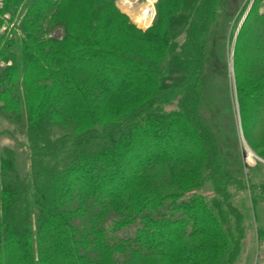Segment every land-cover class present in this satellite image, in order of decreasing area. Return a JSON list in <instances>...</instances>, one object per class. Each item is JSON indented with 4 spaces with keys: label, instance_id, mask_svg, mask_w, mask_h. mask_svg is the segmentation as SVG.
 <instances>
[{
    "label": "trees",
    "instance_id": "16d2710c",
    "mask_svg": "<svg viewBox=\"0 0 264 264\" xmlns=\"http://www.w3.org/2000/svg\"><path fill=\"white\" fill-rule=\"evenodd\" d=\"M64 1L6 0L3 9L15 23L9 29L11 36L8 31L0 33V63L2 55L16 56L14 42L25 44L20 64L0 65V101L12 103L20 89L31 94L32 85L25 86L33 81L42 92L37 93L39 105L27 117L26 170L20 172L16 150H0V264H117V253L171 264H212L225 251L233 257L239 245L228 237L207 198L189 190L196 181L188 189L168 192L143 183L160 167L205 160L207 168L215 166L221 175L212 169L202 181L211 179L215 189L228 197L227 185L225 190L218 186L225 174L214 134L202 122L198 98L192 96L200 91L202 35L195 60L191 51L182 50L191 66L194 61L198 65L177 108L167 110L174 100L156 95L167 88L160 87L164 66L152 57L167 50L169 33L144 41L124 33L126 39L144 46L140 56L111 45L107 36L97 40L84 29L52 35L46 22L59 14ZM213 1L200 2L190 28L196 27L198 15L205 14V20L214 15ZM115 29L109 24L106 31L116 35ZM239 34L245 47L238 52L241 66L250 73L264 72L260 0ZM151 90L155 94L150 101L122 119L96 122L97 112L111 99H136ZM240 90L243 128L253 137H263L264 89ZM59 119L87 127L54 137L48 125ZM228 205L238 213L231 202ZM198 237L206 240L193 241Z\"/></svg>",
    "mask_w": 264,
    "mask_h": 264
},
{
    "label": "rangeland",
    "instance_id": "374dc122",
    "mask_svg": "<svg viewBox=\"0 0 264 264\" xmlns=\"http://www.w3.org/2000/svg\"><path fill=\"white\" fill-rule=\"evenodd\" d=\"M136 1L138 6L148 4L149 1L153 4L154 13L149 22L140 23L133 6L123 0H65L59 14L46 22V27L50 34L57 36L67 35L68 32L78 34L83 29L97 40L107 36L112 42L111 45L119 46L124 52L137 56L142 55L141 51L145 52L144 46L126 39V33L142 41L149 38L162 39L169 33L170 44L167 50L152 57L154 62L164 66L160 87L167 88L162 94L156 95L174 100L167 110L177 108L180 97L184 92L187 93L188 82L193 79L194 66L196 69L198 65L194 61L195 65L191 66L182 50L185 48L186 51H191L190 55H194L195 60L198 51L197 39L200 41L199 35H202L200 42L204 46V61L202 65H198L202 70L200 91L193 92L192 96L198 98L196 108L202 122L214 134V148L225 174V181L219 182L220 184L216 182V185L218 183L221 190H225L227 185L228 197L225 192L219 193L215 189L211 179L202 181L212 169L215 175H221V171L215 166L207 168L206 164H209L205 160L183 166L160 167L149 173L143 183L158 186L168 192L188 189L192 186L191 181H196L195 186L189 190H198L207 198L228 237L236 242V247L240 246L237 254L234 250L233 257L230 252L225 251L222 258L212 264H261L260 255L264 252V136L253 137L250 131H246L240 112V89L255 86L264 89V72H247L239 62V50L245 48L239 33L247 20L244 18L253 0L213 1L214 15L207 20L205 14L198 15L194 30L189 26L196 7L203 0ZM1 15L0 33L8 31L11 36L9 29L15 22L11 17L2 19ZM109 24L117 26L114 32L116 35L106 31ZM114 35L121 38H114ZM14 44L18 46V50H13L16 51V56L2 55L1 59L5 64H0L1 68L20 64V49L25 43L16 41ZM28 85H32L29 86L32 88L31 94L28 90L30 99L27 97L28 93L20 89L12 103L0 101V150L9 147L17 151L20 172L26 170L24 168L27 166L26 159L29 154L27 117L33 108L39 105L41 96L38 97L37 93L42 92L35 81L27 84L25 88ZM154 94L155 90H151L149 94L136 99H120L117 96L111 99L102 111L98 109L96 122L101 125L108 121L120 120L144 102L150 101ZM48 126L54 137L79 133L87 127L72 119H59ZM226 181L228 183H225ZM230 202L238 213L231 210L228 205ZM118 210L121 211L122 207H118ZM202 240L206 239L198 237L193 241ZM114 259L117 264H171L159 258L143 260L122 253H117Z\"/></svg>",
    "mask_w": 264,
    "mask_h": 264
},
{
    "label": "bare ground",
    "instance_id": "6f19581e",
    "mask_svg": "<svg viewBox=\"0 0 264 264\" xmlns=\"http://www.w3.org/2000/svg\"><path fill=\"white\" fill-rule=\"evenodd\" d=\"M123 1L129 2V4L133 6V10L137 14V20L140 23H146L151 20L154 13V6L151 3V1H149L148 4L140 5V6L137 5L136 0H123Z\"/></svg>",
    "mask_w": 264,
    "mask_h": 264
},
{
    "label": "built area",
    "instance_id": "2783aa9c",
    "mask_svg": "<svg viewBox=\"0 0 264 264\" xmlns=\"http://www.w3.org/2000/svg\"><path fill=\"white\" fill-rule=\"evenodd\" d=\"M5 1L6 0H0V14L4 19H10L9 13H3V9L5 7ZM260 11L264 13V0H260ZM7 29V28H6ZM5 30V29H4ZM1 65H4L5 63L1 60ZM260 257L262 258L261 264H264V252L261 253Z\"/></svg>",
    "mask_w": 264,
    "mask_h": 264
},
{
    "label": "water",
    "instance_id": "95a60500",
    "mask_svg": "<svg viewBox=\"0 0 264 264\" xmlns=\"http://www.w3.org/2000/svg\"><path fill=\"white\" fill-rule=\"evenodd\" d=\"M254 2H255V0L252 1L251 5H250V8H249V10H248V12H247V14H246L244 20H246L248 14H249V12H250V9L252 8V5L254 4Z\"/></svg>",
    "mask_w": 264,
    "mask_h": 264
}]
</instances>
